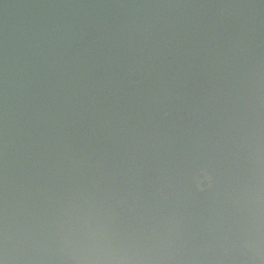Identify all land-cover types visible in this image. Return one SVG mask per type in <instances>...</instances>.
Masks as SVG:
<instances>
[{
  "label": "water",
  "instance_id": "1",
  "mask_svg": "<svg viewBox=\"0 0 264 264\" xmlns=\"http://www.w3.org/2000/svg\"><path fill=\"white\" fill-rule=\"evenodd\" d=\"M0 264H264V0H0Z\"/></svg>",
  "mask_w": 264,
  "mask_h": 264
}]
</instances>
